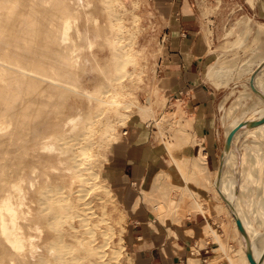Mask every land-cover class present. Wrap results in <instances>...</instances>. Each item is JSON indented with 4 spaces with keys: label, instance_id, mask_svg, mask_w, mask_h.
I'll list each match as a JSON object with an SVG mask.
<instances>
[{
    "label": "rangeland",
    "instance_id": "obj_1",
    "mask_svg": "<svg viewBox=\"0 0 264 264\" xmlns=\"http://www.w3.org/2000/svg\"><path fill=\"white\" fill-rule=\"evenodd\" d=\"M64 1L70 11L67 18L70 20L68 36L71 41L68 40L62 48H72H69V51L72 50V63L67 67L71 76L65 75L63 79L73 83L74 89L49 88L40 113L32 119L34 132L28 150L20 158L29 164V174L34 181L32 183L33 181L27 180L24 185L25 209L29 213L22 230L38 246L37 252L33 253L38 255L31 258V262L40 256L46 260L45 264H75L74 258H77L78 264H122L120 234L123 216L102 172L114 143L122 137L124 126L132 113H137L142 121L151 126L154 134L159 136L160 145L172 143L171 150L184 159L188 177L187 182L183 181L173 166L158 173L155 170L147 187L134 189L135 197H141V204L148 206L154 218L157 217L164 223L166 219L181 212L179 208L183 206H191L193 213L198 212L192 202L195 200L203 207L205 199L202 190L205 189L209 195L207 204L214 207V213L225 214L229 218V207L214 191L218 175L214 180L210 177L211 185L207 184L203 188L201 184L204 177H207V170L205 168L204 174L203 171L198 173L192 165L197 157L196 144H201L192 125H185L186 119H189L182 107L185 99L178 96L173 103L165 98L159 99L154 85L148 82L155 74L152 63L164 52L158 43L159 36L152 31V24L147 28L149 21L144 16L148 13L142 7L139 8L141 4L137 0ZM105 1H110L117 18L123 21L126 34H122V46L125 43L124 45L129 46L126 53H129L128 50L134 53V59L127 60L121 74L113 72L114 65L111 61L117 50L111 49L106 41L107 25L114 18L109 17ZM240 4L229 3L225 7L221 3L199 5L204 24H207L206 35L212 54V64L207 68L211 71V79H207L219 91L218 122L224 129L233 121L255 118L256 114H250L251 111L264 106L261 98L264 93L256 95L248 86L250 74L264 60V56L256 51L253 38L254 29L262 22L247 16ZM136 18L138 26H134ZM245 24L250 32L240 38L238 33ZM262 24L260 27L264 31ZM247 61L252 64L249 68L244 67ZM106 66L108 69H105ZM143 92H148L146 99L144 96L139 98V93ZM116 93L121 94L115 97L120 102L119 105L111 104ZM148 104L151 107L150 113H143L140 109L149 106ZM230 108L232 112L227 114ZM171 114L181 116L177 125L168 124ZM74 116L81 119L78 132H73V126L68 123V119ZM51 136H56L55 143L62 150L46 154L45 144L51 141ZM245 138L247 141L242 143L239 138L235 140L233 148L237 154L234 165L236 171L230 174L235 177L234 191L239 198V206L252 218L259 200L258 191L262 188L264 190V130L251 131ZM65 141L72 145L78 144L79 149H66ZM186 144L192 147L189 153L182 150ZM162 146V150L166 151L165 146ZM75 151L79 155L88 152L91 157V160L82 162L79 166L81 172L73 167ZM239 152L242 153L241 167L237 163ZM253 161L255 165L252 164ZM192 171L196 172L194 176ZM162 172L171 174L172 177L161 181L160 188L153 192L154 181L160 180ZM239 182L241 185L237 188ZM39 185L45 188L43 193H40ZM184 185L195 191L200 198H185L176 206L178 193H181L176 187L182 188ZM42 201H45L44 204H41ZM158 204L166 208L164 213L158 212L155 206ZM189 209L188 207V211ZM258 213L255 212V216L258 217ZM29 224L39 228L29 229ZM80 243L83 245L80 246ZM50 246L54 247L53 253L49 251ZM115 249L119 251V256L114 252ZM57 254L62 259L60 263L56 261ZM193 263L192 261L191 264Z\"/></svg>",
    "mask_w": 264,
    "mask_h": 264
},
{
    "label": "crops",
    "instance_id": "obj_2",
    "mask_svg": "<svg viewBox=\"0 0 264 264\" xmlns=\"http://www.w3.org/2000/svg\"><path fill=\"white\" fill-rule=\"evenodd\" d=\"M137 1L141 4L139 8L142 7L148 13L144 16L149 21L147 28L152 24V31L159 36L158 43L164 50L152 63L155 74L148 82L154 85L159 99H168L169 103L175 102L178 96L185 99L182 107L187 118L192 120L193 131L205 151L206 176L214 180L218 175L219 186L218 188L216 186L214 191L219 198L225 200L231 216L228 218L225 214H215L214 207L210 206V203L207 204L208 191L203 189L205 199L203 213H193L191 206H183L179 208L181 212L166 219L164 223L156 216L154 218L150 208L141 204V197H135L134 189L135 186L141 187L147 178L149 166L154 167L158 173L169 170L172 163L168 153L162 150L164 144L160 145L159 136L154 134L151 126L142 121L137 113H132L124 126L122 137L114 143L102 172V177L123 216L120 234L123 248L122 264H191L190 259L193 264H222L230 254L235 256L239 264H250L245 255L248 240L238 231L230 208L232 204L220 188L222 175L225 172L231 175L236 168L229 167L224 172L226 129L218 122L219 91L211 86L208 80L211 79L207 75V68L212 64L210 61L212 54L207 41V24H204L199 5L221 3L225 7L229 3L240 2L247 16L264 25V0ZM133 22L134 26H138L137 18ZM128 52L130 58L134 59V53L131 50ZM143 93H139V98L144 96L146 99L148 92ZM263 107L251 111L250 114H257ZM248 119L254 120V118L245 120ZM259 126L247 128L245 131L244 127L239 129L240 143L246 142L247 134L257 131L256 128ZM238 155L237 163L241 167L242 153L239 152ZM252 164L255 165V162ZM235 185L234 181L233 187ZM240 185L239 182L237 188ZM263 191V188L258 191L259 200L255 206L257 208L253 211L254 217H249L242 210L252 226L260 231H263V227H259V224H264ZM233 192L234 201L239 205V198L234 190ZM255 212H259L260 215L255 216ZM207 226L209 229L213 228L221 237L225 253L215 252L218 243L214 241L212 234L206 233ZM114 252L119 256L117 249Z\"/></svg>",
    "mask_w": 264,
    "mask_h": 264
},
{
    "label": "bare ground",
    "instance_id": "obj_3",
    "mask_svg": "<svg viewBox=\"0 0 264 264\" xmlns=\"http://www.w3.org/2000/svg\"><path fill=\"white\" fill-rule=\"evenodd\" d=\"M109 3L110 1H105V9L110 13V16L109 14L106 16H109L111 19L113 17L115 20L113 19V22L107 25L109 27L107 28L105 36L110 48L117 50V55L114 53L111 61L112 65H114L113 72L114 74H121L127 64V60L130 59V55L126 53L128 45H124V43V47L122 46V42H124V36L122 34H126L124 32V25L122 24L123 21L121 18H117V14L114 13ZM69 12L64 0H0V264H45L46 261L39 256L31 262V258L38 255L33 254L37 252L38 246L31 236L28 237L27 234L22 232L25 227L24 220L27 219L26 216L29 213L25 209L24 199L26 192L24 185L27 183V180H31L30 182H32L33 179L29 174L31 171L29 164L24 163L20 158L28 150L29 143L32 140L31 136L34 132L32 119L40 113L39 111H41L44 105L45 96L49 88L74 89L73 83L63 79L65 75L71 76V71L67 67L72 63L70 61L72 50L69 51V48H72H62L63 45L67 44L68 40L71 41L68 36L70 20L67 18V13ZM104 13L107 14L108 12ZM246 25L238 33L240 38L245 33L250 32L246 28ZM253 38L256 42V51L264 56V31L260 27V24L254 29ZM127 43L129 44V41ZM217 65L220 66L219 64ZM251 65L247 61L244 67L249 68ZM105 69H108V66ZM252 74H254L252 81L253 92L256 95H261L260 92L264 93V60ZM207 75L210 77V70L207 71ZM248 86L251 88L250 82H248ZM86 92L88 93L89 91ZM120 95L116 93L113 96L114 99L111 104L119 105L120 102L116 101L115 97ZM261 98L264 100V97ZM148 105L140 110L143 113H150L151 107L150 104ZM231 112L232 109L230 108L227 114ZM180 117L171 114L169 115V123H167L177 125ZM262 118H264V108L256 114L254 120L233 121L226 129L225 134L227 136L239 123L257 122ZM185 122L186 126L190 127L192 125L191 119H186ZM68 123L73 126V132L79 131L81 127V119H79V116L70 117ZM256 126L259 125L251 127L245 125L243 126V131ZM256 130L263 131L264 123L260 124ZM240 133L241 131H237L232 138L231 144L224 148V172L229 167L235 168L236 154L233 146L235 140L240 136ZM60 136L61 134L57 137ZM55 139L56 136H51V141L45 144L47 151L44 153L51 154L57 150H62L56 145ZM167 144V142L164 143V146L172 166L181 176L182 180L187 182L188 177L184 159L171 150L172 143L170 144L171 146ZM64 145H66V149L68 150L79 149L78 144L72 145L69 141H65ZM191 148L190 144H186L182 150L184 153H189ZM77 152H74L73 167L74 169L76 168L77 172H81L79 166L82 165V162L91 160V157L88 152H83L80 155ZM59 163H62V161ZM192 165L198 170V173L203 171L204 174L206 168L205 151L202 145L198 147L196 161ZM49 169L53 168L49 167ZM154 173L155 168L149 166L148 176L144 181L142 180V187L148 186L149 178L153 177ZM162 173L163 176L160 180L154 181L153 192H157L161 183L172 177L171 174L166 172ZM195 173L192 171V176ZM226 173L222 175L220 188L224 196H227L229 202L232 204L230 208L234 220H239L243 226L253 258L257 262L260 260L259 264H264V224H259V227H263V231L257 230L252 226L241 207L237 204V201H234V179ZM204 179L201 184L203 188L207 187V184L211 185L207 177H204ZM39 186L40 193H43L45 188L42 185ZM216 186L218 188L219 182H216ZM176 188L181 192L178 193L176 206L185 198H200L195 191H192L186 185L182 186V188L179 186ZM44 202L42 201L41 204H44ZM174 203L173 201L172 204ZM155 206L159 213L166 211V208L162 204ZM192 206L197 208L198 212L203 213L202 207L197 201L194 200ZM40 212H43V210H40ZM28 228H35L37 230L39 227L29 224ZM207 232L212 234L214 241L218 243L215 252L220 254L225 253V245L216 231L213 228H207ZM79 245L82 246L83 244L80 243ZM49 251L53 253L54 247L50 246ZM56 261L57 263L62 262L58 254ZM77 262V258H74V263L78 264ZM189 262L191 263L192 260L190 259ZM227 263L239 264L233 254H230L222 264ZM104 264H107V262Z\"/></svg>",
    "mask_w": 264,
    "mask_h": 264
},
{
    "label": "water",
    "instance_id": "obj_4",
    "mask_svg": "<svg viewBox=\"0 0 264 264\" xmlns=\"http://www.w3.org/2000/svg\"><path fill=\"white\" fill-rule=\"evenodd\" d=\"M253 77H254V74H252L250 76V85H251V89L254 91V88H253V85H252V81H253ZM264 123V118H262L261 120L257 121V122H245V123H239L233 130H231L229 132V134L227 135L226 137V144H225V147H228L230 144H231V141H232V138L233 136L235 135V133L240 129L242 128L243 126L245 125H248V126H255V125H260V124H263ZM236 222V225H237V228L239 230V232L247 239V236L245 234V231L243 229V226L241 224V222L239 220H235ZM246 257H247V260L250 264H259L260 263V260L257 262L255 261V259L253 258V255H252V252H251V249L249 248V246L247 247V250H246Z\"/></svg>",
    "mask_w": 264,
    "mask_h": 264
},
{
    "label": "built area",
    "instance_id": "obj_5",
    "mask_svg": "<svg viewBox=\"0 0 264 264\" xmlns=\"http://www.w3.org/2000/svg\"><path fill=\"white\" fill-rule=\"evenodd\" d=\"M178 264H181V263H178Z\"/></svg>",
    "mask_w": 264,
    "mask_h": 264
}]
</instances>
